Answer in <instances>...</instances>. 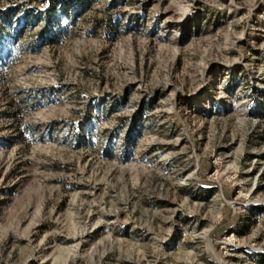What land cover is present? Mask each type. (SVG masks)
I'll use <instances>...</instances> for the list:
<instances>
[{
  "label": "rangeland",
  "instance_id": "rangeland-1",
  "mask_svg": "<svg viewBox=\"0 0 264 264\" xmlns=\"http://www.w3.org/2000/svg\"><path fill=\"white\" fill-rule=\"evenodd\" d=\"M0 264H264V0H0Z\"/></svg>",
  "mask_w": 264,
  "mask_h": 264
},
{
  "label": "bare ground",
  "instance_id": "bare-ground-1",
  "mask_svg": "<svg viewBox=\"0 0 264 264\" xmlns=\"http://www.w3.org/2000/svg\"><path fill=\"white\" fill-rule=\"evenodd\" d=\"M208 250H209L208 252H210L212 255L216 256L215 252L213 251V249L211 247V245H209V244H208Z\"/></svg>",
  "mask_w": 264,
  "mask_h": 264
},
{
  "label": "trees",
  "instance_id": "trees-1",
  "mask_svg": "<svg viewBox=\"0 0 264 264\" xmlns=\"http://www.w3.org/2000/svg\"><path fill=\"white\" fill-rule=\"evenodd\" d=\"M42 37V36H41Z\"/></svg>",
  "mask_w": 264,
  "mask_h": 264
}]
</instances>
